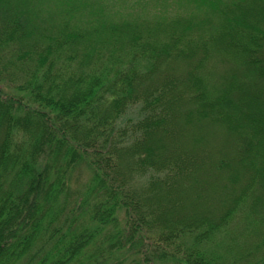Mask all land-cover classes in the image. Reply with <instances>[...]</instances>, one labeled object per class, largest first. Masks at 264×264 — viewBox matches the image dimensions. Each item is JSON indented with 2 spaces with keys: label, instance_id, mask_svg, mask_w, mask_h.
Here are the masks:
<instances>
[{
  "label": "trees",
  "instance_id": "obj_1",
  "mask_svg": "<svg viewBox=\"0 0 264 264\" xmlns=\"http://www.w3.org/2000/svg\"><path fill=\"white\" fill-rule=\"evenodd\" d=\"M153 1L0 0V264H264V0Z\"/></svg>",
  "mask_w": 264,
  "mask_h": 264
},
{
  "label": "rangeland",
  "instance_id": "obj_2",
  "mask_svg": "<svg viewBox=\"0 0 264 264\" xmlns=\"http://www.w3.org/2000/svg\"><path fill=\"white\" fill-rule=\"evenodd\" d=\"M168 1L158 2V0H156V2H158L161 6L164 5L169 6V11H170L169 14H173L177 11L176 4H181V3L180 1L178 2L176 1V3H174L173 1L170 2ZM183 5L187 6V4H183ZM158 7H159L158 4L155 3L153 0H146V3L141 4L140 16L144 17L145 20H148V18L153 16V13H157L159 11ZM135 109L137 110V107H135ZM135 109L127 114L135 117L136 116L134 113ZM234 230H235V234H233L231 237L225 235L221 239L220 238L217 239L216 249L219 251V254H221L223 256V259L227 261L229 259H234L236 256V251L240 250L242 254V259L237 260L239 264H257L253 257H249L248 255H245L246 249L253 241L250 240L248 236L245 235L244 231L239 230L237 228H235ZM233 245H237V248H234ZM262 253H263L262 251L259 252V254Z\"/></svg>",
  "mask_w": 264,
  "mask_h": 264
}]
</instances>
